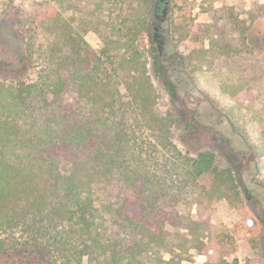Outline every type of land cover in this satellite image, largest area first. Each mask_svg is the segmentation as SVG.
Returning <instances> with one entry per match:
<instances>
[{
  "label": "rangeland",
  "instance_id": "obj_1",
  "mask_svg": "<svg viewBox=\"0 0 264 264\" xmlns=\"http://www.w3.org/2000/svg\"><path fill=\"white\" fill-rule=\"evenodd\" d=\"M51 5L57 28L48 29L51 25L42 16V7ZM150 7L147 14L143 0H0V44H11L13 49L9 63L0 61V82L42 83L52 46L56 55L62 50L71 56L73 51L60 29V21H64V31L70 28L92 49H109L112 57L103 67L111 74L110 85L116 80L126 83L132 71L122 58H130L133 49H113V42L108 44L102 33L111 39L112 26L121 27L124 16L147 17L151 22L138 35L135 46L152 82L148 108L159 117L171 113L175 118L169 143L159 142L149 114L140 116V104L122 105L128 99L124 86H120L122 101L115 102L114 109L116 119L126 122L125 131L136 135L146 149L145 167L157 176L154 187L158 179L166 180L168 198L159 203L166 211L177 212L182 222L178 228L166 226L167 248L161 255L169 264H246L251 258L264 264V0H150ZM220 33L230 46L229 53L216 54L212 40ZM151 50L158 51L164 78L152 70ZM167 81L176 87L175 95L166 88ZM244 99L250 104H244ZM106 109L114 114L109 105ZM177 112L182 121L175 116ZM216 119L240 135L251 154L231 149L230 135L221 137ZM208 120L215 123L210 125ZM188 121L198 127L185 130ZM254 144L258 149L253 150ZM204 150L215 152L222 167L234 161L242 169L237 172L241 175L238 196L217 199L216 193H207L214 183L211 174L197 179L190 174L192 159ZM178 157L186 161L172 172ZM172 177L175 184L171 185L167 180ZM181 181L187 185L175 198ZM119 189L120 182L113 178L95 183L92 198L100 208L99 215L110 204L120 203ZM199 216L206 221L200 222ZM107 223L112 238L120 233L125 239L134 236ZM20 257L14 253L0 264H21L15 261ZM82 264H89L85 257Z\"/></svg>",
  "mask_w": 264,
  "mask_h": 264
},
{
  "label": "trees",
  "instance_id": "obj_2",
  "mask_svg": "<svg viewBox=\"0 0 264 264\" xmlns=\"http://www.w3.org/2000/svg\"><path fill=\"white\" fill-rule=\"evenodd\" d=\"M143 1L148 14L150 0ZM52 7H42V16L51 25L48 29L57 28ZM92 17L94 21L97 18ZM146 18L137 14L124 16L121 27L112 26L115 38L108 39V34L102 33L108 44L113 42V49H133L130 58H122V63L132 71L126 83L116 80L111 86V74L103 67L112 57L109 49H92L79 32L74 36L70 28L64 31V21H60V29L73 51L71 56L62 50L56 55L52 46L42 83L0 82L1 261L7 262V257L19 253L21 257L15 261L21 264H82L84 257L89 264H169L161 255L167 248L166 226L178 228L182 222L177 212L166 211L159 203L168 198L166 180L158 179L154 187L157 176L145 167L146 149L136 135L125 131L126 122L116 119L114 109L115 102L122 97L120 86H124L128 99L120 100L122 105L140 104V116L149 114L150 127L158 130L159 142L169 143L175 118L171 113L159 117L148 108L152 82L146 62H140L142 53L135 46L138 35L151 22ZM225 39L220 33L216 41L212 40L216 54L230 52ZM4 43L0 44V61L6 64L13 49L11 44ZM150 53L153 72L164 78L158 51ZM165 86L175 95L176 87L171 82H165ZM249 101L244 99L243 103L250 104ZM108 105L113 115L105 112ZM175 116L182 117L179 112ZM189 126L198 127L188 121L184 129ZM216 126H220L221 137L230 135L231 149L251 154V147L247 148L244 139L229 125L216 119ZM258 147L254 144L252 148ZM180 157L173 163L172 172L184 165L186 160ZM188 170L195 179L211 174L214 183L207 193H216L217 199L239 195L241 175L237 172L242 169L234 161L222 167L215 152L204 150L192 159ZM112 178L120 182V203L110 204L99 215L100 208L92 198L94 185ZM167 181L175 184L173 177ZM178 184L175 198L187 181ZM203 219L199 216L198 220L206 221ZM107 222L134 236L125 239L120 233L112 238L106 231ZM262 263L257 258L246 261Z\"/></svg>",
  "mask_w": 264,
  "mask_h": 264
},
{
  "label": "flooded vegetation",
  "instance_id": "obj_3",
  "mask_svg": "<svg viewBox=\"0 0 264 264\" xmlns=\"http://www.w3.org/2000/svg\"><path fill=\"white\" fill-rule=\"evenodd\" d=\"M160 1V0H159Z\"/></svg>",
  "mask_w": 264,
  "mask_h": 264
}]
</instances>
